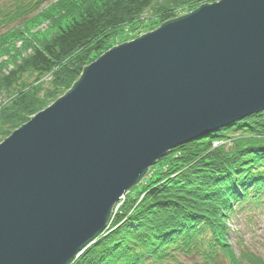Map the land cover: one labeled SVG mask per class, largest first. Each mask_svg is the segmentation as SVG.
<instances>
[{
  "label": "water",
  "instance_id": "1",
  "mask_svg": "<svg viewBox=\"0 0 264 264\" xmlns=\"http://www.w3.org/2000/svg\"><path fill=\"white\" fill-rule=\"evenodd\" d=\"M264 110V0L114 45L0 141V264H68L167 152Z\"/></svg>",
  "mask_w": 264,
  "mask_h": 264
},
{
  "label": "trees",
  "instance_id": "2",
  "mask_svg": "<svg viewBox=\"0 0 264 264\" xmlns=\"http://www.w3.org/2000/svg\"><path fill=\"white\" fill-rule=\"evenodd\" d=\"M213 1L55 2L56 12H67V22L31 44L30 52L0 75V94L5 95L0 99V141L64 94L92 58L110 48L116 29L136 23L147 9L163 23L177 16L173 11L182 4L194 9ZM29 12L20 0L0 5V26L16 21L0 33V50L32 23ZM167 154L169 164L146 178L141 190L126 195L111 212L107 229L69 264H183L182 258L193 264H264L255 254L236 253L228 243L231 217L264 205V110Z\"/></svg>",
  "mask_w": 264,
  "mask_h": 264
},
{
  "label": "rangeland",
  "instance_id": "3",
  "mask_svg": "<svg viewBox=\"0 0 264 264\" xmlns=\"http://www.w3.org/2000/svg\"><path fill=\"white\" fill-rule=\"evenodd\" d=\"M10 1L11 0H0V5L4 2L5 5H7L8 3H10ZM57 1L60 2V0H20V3L24 5V8H29V13L34 14V17L32 18L33 21L27 26L22 27V30H20V34L15 37L16 39L14 41H9L7 43L8 45L1 48L4 51L0 50V75L6 73L15 64H17V62H19V60L23 56L29 53L31 50V44L40 43L55 31L57 25H62L63 23L67 22L64 19V15L65 13H67L64 9L63 11L56 12L57 5L55 2ZM191 10H193L191 9V4H182L179 7H176L173 13H175L176 15H181ZM38 12L40 13L36 15ZM43 13H47V15H42ZM151 13H153V11L147 9L142 15V18L136 23L116 29L109 38L110 40L107 45H109L111 48L114 45L132 40L148 31L157 28L160 24L159 18L151 16ZM15 23L16 21L0 26V33L8 30ZM96 58L94 56V58L92 59L94 60ZM13 60H16L17 62H13ZM49 76L50 75L44 76L42 80H46L47 82ZM43 91L44 90H41L40 92ZM2 98H5V95L2 96V94H0V99ZM33 115L34 114H32L30 118ZM167 155L168 154L163 156L164 159L161 161V163L155 162L152 166L149 167L145 179L150 178L153 174L158 172L162 168V166L169 164L171 158ZM166 156L167 158H165ZM161 158L158 160H161ZM145 179H142V184L145 183ZM141 188L142 186L139 185L135 189L129 190L121 197L122 200L126 195H132V193L141 190ZM113 209L112 212H115L117 210L115 208V205ZM228 223H230L229 226L232 230L230 238H228V243L234 248L235 252L239 253L242 250L249 254H255L264 260V205L256 209L254 211V215L246 216V214L244 213H238L237 216L234 215L233 217H231ZM181 260L183 261V264H193L191 260L189 261V259L182 258Z\"/></svg>",
  "mask_w": 264,
  "mask_h": 264
},
{
  "label": "bare ground",
  "instance_id": "4",
  "mask_svg": "<svg viewBox=\"0 0 264 264\" xmlns=\"http://www.w3.org/2000/svg\"><path fill=\"white\" fill-rule=\"evenodd\" d=\"M175 18V17H174ZM16 129V128H15ZM219 130V129H218ZM213 131H217V130H213ZM212 131V132H213ZM208 134V133H207ZM204 135H206V134H204ZM203 136V135H202ZM202 136H200V137H202ZM199 137V138H200ZM198 139V138H197ZM195 140V139H194ZM159 160H157L156 162H158ZM149 170V169H148ZM143 179H145V177L143 178ZM141 184V182L140 183H138L137 185H135L134 187H132L131 189H133V188H136V187H138L139 185ZM121 202H122V198L120 197L119 199H118V201L115 203V208L117 209L119 206H120V204H121ZM117 206V207H116ZM113 209V208H112ZM113 210H115V209H113ZM83 250V249H82ZM82 252V251H81ZM80 252V253H81ZM75 258V257H74ZM73 260H71L70 262H72ZM69 262V263H70ZM68 263V264H69Z\"/></svg>",
  "mask_w": 264,
  "mask_h": 264
}]
</instances>
